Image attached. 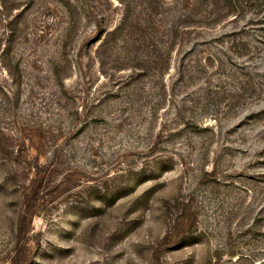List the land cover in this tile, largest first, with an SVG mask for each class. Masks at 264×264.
Instances as JSON below:
<instances>
[{"label": "rangeland", "instance_id": "obj_1", "mask_svg": "<svg viewBox=\"0 0 264 264\" xmlns=\"http://www.w3.org/2000/svg\"><path fill=\"white\" fill-rule=\"evenodd\" d=\"M0 264H264V0H0Z\"/></svg>", "mask_w": 264, "mask_h": 264}]
</instances>
